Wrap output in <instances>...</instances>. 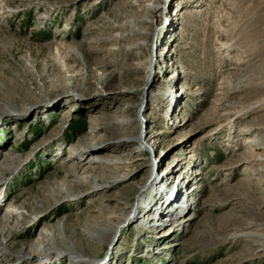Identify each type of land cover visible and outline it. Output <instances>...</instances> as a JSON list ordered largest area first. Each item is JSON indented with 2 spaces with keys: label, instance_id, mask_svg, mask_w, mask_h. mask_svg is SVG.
Segmentation results:
<instances>
[{
  "label": "rangeland",
  "instance_id": "1",
  "mask_svg": "<svg viewBox=\"0 0 264 264\" xmlns=\"http://www.w3.org/2000/svg\"><path fill=\"white\" fill-rule=\"evenodd\" d=\"M135 19L144 20L136 25L141 32L121 40ZM67 47L73 52L64 53ZM118 48L129 49L127 68L105 84L96 77L117 69ZM65 55L79 63L87 93L45 96L28 111L4 113L32 102L40 73L54 62L63 66ZM26 62L35 76L16 74ZM100 62L112 64L106 70ZM26 83L31 96L15 90ZM108 95L134 106L131 119L139 113L130 135L142 130V141L125 150L138 166L119 174L120 187L92 194L103 188L80 186L32 214L65 164L89 157L72 156L96 128L90 118L97 111L87 106ZM0 204V215L15 209L21 220L19 247L0 255V264H65L61 249L51 262L41 255L18 261L12 253L53 220L78 219L101 204L109 208L105 217L132 210L129 219L139 218L110 244L93 245L91 264H264V0H0Z\"/></svg>",
  "mask_w": 264,
  "mask_h": 264
},
{
  "label": "bare ground",
  "instance_id": "2",
  "mask_svg": "<svg viewBox=\"0 0 264 264\" xmlns=\"http://www.w3.org/2000/svg\"><path fill=\"white\" fill-rule=\"evenodd\" d=\"M161 1H163V3H166L167 0ZM155 5L157 7L159 6L158 3H156ZM143 21L144 20L142 19H135L134 28L132 29L133 31L125 33V37H120L121 40L126 41L128 37L138 36L141 30L137 29L136 25L144 23ZM61 49L62 47H57L58 52H60ZM72 50L73 49H68L67 47L66 49H64V53H72ZM118 50L120 56L116 59L118 65L115 68L117 69L110 72H100V74L96 77L97 80L101 82L103 81L105 84H107L110 77H116L120 80V75L122 76V74L125 72L124 69L127 68L123 66L124 59L122 58V56L124 55V53L127 54L129 52V49L126 50L123 48H118ZM113 52L114 51L111 50L109 51V54H112ZM66 56L68 55H65L67 61L63 66L60 65V67L58 62H54L53 64H48L49 70L47 65V67L45 68L47 70L45 74L40 73V80L43 81V84H37V79H35L34 77L32 78V80L34 81L33 83L37 84L36 90L39 91L35 95V98L32 102L25 103L23 105L24 107H20V105L16 103L10 104L8 108H5L4 113L9 112V110L11 109H13L11 111H28L31 105L48 101V98H45V96H49V98H51L53 95L57 94L58 96L65 97L71 91L76 90L87 93L91 86L86 81L84 85L80 83L81 76L84 74V72H81L82 70H79V63H75L73 65L68 64L70 57ZM76 56L77 54L74 53L73 58L76 59ZM84 57L85 55L83 54V60L84 62H86V58ZM100 64L102 65V68L106 69L108 65L112 63L100 62ZM55 69L58 70L57 74L53 73V70ZM15 72L17 75H19V77L22 73L24 75H27L28 77L35 76L34 70L32 69L29 62H26V65L18 72ZM64 73H68L69 76L67 77L72 78V81L68 82L66 80L67 77L66 75H64ZM52 74L53 78L49 80V76L51 77ZM109 74L111 75L109 76ZM28 77H26L25 82L27 81ZM16 80L18 81V79ZM122 82L124 83L125 81L122 80ZM143 89L145 90V87ZM15 90L18 93L25 92L27 96H31L35 93V91L33 92L28 88L27 83L24 87H15ZM121 97L122 96L108 95L104 98H101V100L98 102L97 107L87 106V109L93 108L95 111H97V115L93 114V116H91L90 118V121L96 125V128H93L90 131L89 135L84 137V139L79 142V149L74 148L79 152L77 154H74L72 157L78 158L79 154L88 155L89 157H85L83 161L79 162L71 158V162L65 164V166L67 167V169H65L67 170L66 174L61 177L58 182H56L55 184L53 183L52 187H43V191L40 193V199L37 200L38 203L33 208L32 214L47 208L48 206H50L49 202L54 203L55 199L59 198L60 200L65 196L75 195L77 192L76 189L80 186L95 184L99 188H103L102 190H95L92 194L98 193L99 191H103L105 193L108 190L107 187L110 186L120 187L119 185L122 184L125 179H122L121 176L119 177V174L124 173L125 176L129 175L130 170L136 167L139 161L131 159V157H133V151L129 152V154L127 155L125 150L130 151L132 149V145L138 139H142L141 136L143 134V131H140L139 136L136 139L131 137V130L133 131V129L136 127V123L139 120V113L136 115L137 117H134L132 119L128 117V115L130 116V111L134 106H125L121 102ZM44 106L45 105L38 107L35 111H43L45 109ZM141 113L143 112L141 111ZM121 117L123 118L121 119ZM87 138L90 140L89 142ZM155 138L156 136H153L151 139L154 140ZM141 143L142 145H144L145 141L143 140V142ZM142 145L140 147H142ZM102 149H108L110 152L104 153L100 157L98 156V154L103 153L101 152ZM95 155H97L99 158H94L96 157ZM71 175H74V177H71ZM163 193H165V191H163ZM102 197L103 196H101L100 199H102ZM119 197L120 194L116 193L114 197H106L105 201L112 202L114 199H117ZM171 198L172 197H170L169 200ZM101 206L104 205L101 204ZM100 207L93 214L89 213L86 214V216H82L78 219H74V217H71L69 214H67L64 220L63 218L60 220H53L51 224L47 225V227L38 230L37 237L32 240L33 242L27 243V247H23L21 251H17V253L12 254L18 255L16 257L18 261L20 260L19 258H21L22 261H25L26 258L41 255L40 261L51 262L53 257H55L53 253L56 251V249H61L63 251L61 252L62 255L60 256V258L62 260L67 258L65 264H91L95 261V259H92L93 256H88L87 254H90L89 250H92L93 245H100L104 240L108 241V243L110 244L116 238L118 232H120L123 224L127 222L132 223L139 218V216H135L132 219H129L130 215L132 214V210L126 212L123 218H117L118 216H115L113 214L105 217L104 213L106 211L109 212V208L108 206H104L103 208ZM182 207L183 206L180 205L177 208L182 209ZM1 208L2 204H0V209ZM3 213V215H0V255H5L4 253L10 252L8 250L12 251V249H14L15 247H19V243L16 242V239L21 234V220L19 217V211H15L14 209L9 213ZM46 213V215H48V212ZM30 215H24L23 219L28 218ZM165 220L169 221L167 218H165ZM68 222H72L73 224H68ZM39 223V221H36L33 225L38 226ZM166 224L168 225V222H158L156 225L158 227H161V225ZM258 244L264 246L262 242H258ZM25 250H27V253L25 252ZM42 250H46V252L41 254Z\"/></svg>",
  "mask_w": 264,
  "mask_h": 264
}]
</instances>
